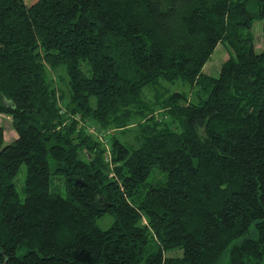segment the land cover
<instances>
[{
    "label": "trees",
    "instance_id": "obj_1",
    "mask_svg": "<svg viewBox=\"0 0 264 264\" xmlns=\"http://www.w3.org/2000/svg\"><path fill=\"white\" fill-rule=\"evenodd\" d=\"M0 114V264L263 263L264 0H0Z\"/></svg>",
    "mask_w": 264,
    "mask_h": 264
},
{
    "label": "rangeland",
    "instance_id": "obj_2",
    "mask_svg": "<svg viewBox=\"0 0 264 264\" xmlns=\"http://www.w3.org/2000/svg\"><path fill=\"white\" fill-rule=\"evenodd\" d=\"M250 31L253 34V38L255 41V46H254L255 51L259 52L262 49V44H263V32H262L261 21L255 20L251 26ZM230 52L231 49L227 46L226 43L223 42L219 43L214 49L211 56L209 57L208 61L203 66V72L211 76H217L222 62L228 58ZM175 92L185 93L187 99L191 100L192 91L190 90V87L186 82H183L181 80H174L168 82L164 81L158 86V93H160L162 97L166 98L169 94ZM155 95H157L155 94V89L145 88L143 91V98L148 103H154ZM59 105L62 106L61 102ZM156 108H157L156 109L157 112H155L154 115L157 117L158 113L161 112V108L158 107ZM135 124H136V120H134L130 124V127L134 129ZM0 126H2L4 129L3 134L6 142H10L16 137V132L11 127V118L8 115L0 114ZM79 126L85 129L88 134H90L93 138L99 141L102 148L104 149V159H105L104 161H108L109 154L111 151L109 136L113 134L119 135V132L122 131L123 128L108 127L107 129H104L99 127L90 119L83 121L82 123L79 124ZM131 136H128V138ZM124 137H127V135ZM25 172H26V167L24 164H21L13 180L19 199L21 201H23L24 199L23 186H24ZM156 173L157 172L153 171L150 174L148 182H154L156 180L157 178ZM50 190L58 191L64 195L65 187L63 181L58 178H53L51 181ZM113 220L114 218L111 214L105 213L101 217H98L96 219V225L101 229H105L113 222ZM262 264H264V261Z\"/></svg>",
    "mask_w": 264,
    "mask_h": 264
},
{
    "label": "built area",
    "instance_id": "obj_3",
    "mask_svg": "<svg viewBox=\"0 0 264 264\" xmlns=\"http://www.w3.org/2000/svg\"><path fill=\"white\" fill-rule=\"evenodd\" d=\"M62 111H63V109L60 110V112H62Z\"/></svg>",
    "mask_w": 264,
    "mask_h": 264
}]
</instances>
